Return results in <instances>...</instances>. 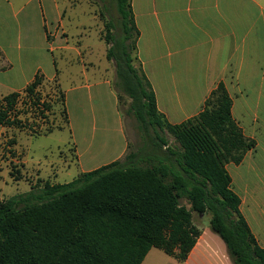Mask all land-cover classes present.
I'll list each match as a JSON object with an SVG mask.
<instances>
[{"label": "trees", "instance_id": "obj_1", "mask_svg": "<svg viewBox=\"0 0 264 264\" xmlns=\"http://www.w3.org/2000/svg\"><path fill=\"white\" fill-rule=\"evenodd\" d=\"M106 2V58L115 65L118 100L129 99L127 112L145 142L138 151L70 182L46 181L0 202V264H142L152 248L182 262L201 235L193 214L207 212L233 264H264V247L240 210L226 168L242 162L256 142L234 120L225 85H218L197 116L170 123L137 65L140 32L131 0ZM45 81L38 72L22 93L3 97L0 125L16 123L12 114L22 94L39 107ZM59 98L68 124L64 93ZM163 133L178 146H169Z\"/></svg>", "mask_w": 264, "mask_h": 264}, {"label": "crops", "instance_id": "obj_2", "mask_svg": "<svg viewBox=\"0 0 264 264\" xmlns=\"http://www.w3.org/2000/svg\"><path fill=\"white\" fill-rule=\"evenodd\" d=\"M131 2L140 32L137 65L152 84L158 109L167 120L180 124L197 116L223 83L232 99L234 120L256 142L242 162H231L226 168L232 189L241 199L240 210L264 247V0ZM63 20L58 0H0V100L13 92L22 93L38 72L47 81L58 77L54 51L70 49L61 38ZM107 62L101 67L90 60L84 65L81 81L73 80L65 89L60 83L69 126L72 107L87 116L88 108L109 105L123 120L114 88L115 65ZM107 121L103 114L99 117L102 127ZM5 131L0 125V144ZM73 144L82 166L83 152L76 134ZM86 145L93 146V141L86 139ZM91 148L85 150L90 156ZM116 149L119 152L111 162L127 152L126 131ZM89 159L88 165L97 161L94 156ZM99 167L101 164L82 167L81 173ZM198 227L201 235L186 260L180 262L162 249L152 248L142 264H233L224 240L212 230Z\"/></svg>", "mask_w": 264, "mask_h": 264}, {"label": "rangeland", "instance_id": "obj_3", "mask_svg": "<svg viewBox=\"0 0 264 264\" xmlns=\"http://www.w3.org/2000/svg\"><path fill=\"white\" fill-rule=\"evenodd\" d=\"M58 1L64 14L61 38L70 49L54 51L58 77L53 81H45L41 87L43 98L40 106L32 107L22 94L12 114L16 123L5 128L0 144V202L27 193L32 188L36 189L46 181L54 184L70 182L81 175L82 167L92 168L108 164L118 154L119 150L116 148L122 143L125 131L128 137L126 154L138 151L145 142L136 119L127 112L129 99L125 96L121 103L118 100L123 122L119 120L117 111L109 105H98L99 109L88 108L87 116L79 108L72 107L70 126L69 122L66 124L63 106L59 100V94L64 93L61 84L65 89L73 80L81 81L84 65L90 60L101 64V67L108 63L105 53L109 45L104 40L107 0ZM115 83L116 77L114 88L118 92ZM44 102L50 104L51 108L45 109ZM102 114L108 120L106 127H102L99 122ZM50 128L54 131L44 134ZM74 134L81 142L79 149L83 152L82 166L78 162L73 144ZM162 136L167 138L169 146H178L170 134L163 133ZM86 139L92 140L93 146L86 145ZM86 148H91V154L97 160L89 165L87 160L90 162L89 158L92 156L88 155L89 151L85 152ZM17 170L21 173L20 177L16 174ZM181 202L190 208L186 200ZM193 221L197 226L211 230L209 212L204 215L194 213Z\"/></svg>", "mask_w": 264, "mask_h": 264}]
</instances>
